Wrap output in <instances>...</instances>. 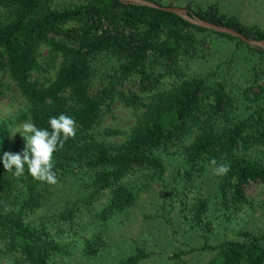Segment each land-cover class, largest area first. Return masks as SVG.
<instances>
[{
	"label": "trees",
	"instance_id": "16d2710c",
	"mask_svg": "<svg viewBox=\"0 0 264 264\" xmlns=\"http://www.w3.org/2000/svg\"><path fill=\"white\" fill-rule=\"evenodd\" d=\"M184 8L200 20L228 27L246 38L264 40V30L244 26L235 17L219 13L213 4L207 9H193L189 4ZM199 32L233 40L238 49L244 45L250 52L264 55L260 47L191 24L160 8L121 0H80L60 8L55 0H0V70L24 98V119L49 131L52 116L63 113L76 120V138L54 153V171L60 183L72 174L80 180V189L90 191L88 198L76 197L71 204L64 200L60 211L51 208L52 185L33 179L27 165L21 178L4 169L3 153H22L26 143L22 139L10 141L9 128L0 124V250L13 255V264H56L54 247L42 238L43 219L71 221L80 204H90L103 192L109 194V203L102 218L125 210L136 194L124 179L137 170L162 174L161 154L170 146L182 154L186 180L196 171H211L213 158L218 164L230 165L226 176L213 174L212 193L198 195L192 204L189 219L194 226L208 223L205 219L211 196L225 208H237L246 201L244 184L264 183V151L259 153L264 148V63L248 66L251 74L244 86L238 80L231 83L224 75L213 80L210 74H188L181 57L204 56L200 46L205 39ZM40 45L61 57L56 76L48 85L30 79L38 67ZM98 57L112 62L110 72L105 73L107 81L102 79L96 85ZM221 65H216V73L221 72ZM133 74L140 76V89L148 92L162 77L174 75L176 79L169 88L152 92L148 100H138L122 90L124 81ZM114 99L125 106L142 107L129 138L116 145L104 144L92 131L103 108ZM44 208L53 212H45L39 227L25 221L29 213ZM92 248L89 245V252ZM202 248L216 251L209 264H264V245L254 239L224 240ZM181 254H172L173 264H198L183 260ZM146 255L137 250L117 264H136Z\"/></svg>",
	"mask_w": 264,
	"mask_h": 264
},
{
	"label": "rangeland",
	"instance_id": "374dc122",
	"mask_svg": "<svg viewBox=\"0 0 264 264\" xmlns=\"http://www.w3.org/2000/svg\"><path fill=\"white\" fill-rule=\"evenodd\" d=\"M148 1L175 8H184L189 4L193 9H207L213 4L219 13L235 17L244 26L264 30V0ZM79 2L55 0L59 8ZM198 35L205 39V43L200 46L204 56L197 59H189L188 55L181 57L180 63L188 74H210L213 80L224 75L232 79L230 82L238 80L244 86L243 81L251 74L248 66L264 63V59H261L264 55L250 52L244 45L238 49L233 40L208 32H199ZM233 53L236 57L232 56ZM36 60L38 67L31 72L30 79L37 84L48 85L56 76L61 57L52 53L48 46L40 45ZM110 62L112 60L103 57L96 59L93 81L96 85L102 79L107 81L105 73L110 72ZM220 62L221 72L216 73V65ZM175 79L174 75L162 77L156 88L148 92L150 90L140 89V76L133 74L124 81L122 90L127 95L137 96L138 100H148L152 92L169 88ZM141 107L125 106L114 99L103 108L99 122L93 128L95 139L104 144L116 145L129 138ZM25 111L24 98L8 75L0 70V124L9 128L10 141L22 139L26 143L20 132L15 133L22 130L24 123L30 122L23 118ZM263 151L264 148H261L259 153ZM161 157L165 166L162 174L137 170L124 179V184L136 194L133 203L125 210L102 218V211L109 203V194L103 192L91 198L90 204H80V210L71 221H58L56 217L43 219L45 234H42V238L54 247L56 264H117L137 250L147 255L136 264H173L175 260L170 257L177 251H181V258L190 263L209 264L216 251L202 248L204 245L214 247L224 240L253 239L264 245L263 182L251 181L243 185L246 201L241 207L225 208L211 196L205 219L208 223L197 227L190 222L189 211L198 195L207 197L209 192L212 193V170L208 173L196 171L192 179L186 180V165L178 148L170 146ZM63 182L50 186V190L55 192L51 208L56 207L60 211L64 200L67 199L71 204L76 197L90 196L89 190L77 186L80 180L75 175H67ZM46 211L48 214L53 212L45 208L36 210L29 213L25 221L39 227L40 218L43 215L46 217ZM89 245L93 247V252H89ZM13 260L11 253L0 250V264H13Z\"/></svg>",
	"mask_w": 264,
	"mask_h": 264
},
{
	"label": "clouds",
	"instance_id": "9594fccd",
	"mask_svg": "<svg viewBox=\"0 0 264 264\" xmlns=\"http://www.w3.org/2000/svg\"><path fill=\"white\" fill-rule=\"evenodd\" d=\"M48 124L51 131L26 122L22 130L15 132L22 134L26 145L22 153L11 151L3 153V167L6 172H11L14 177L21 178L25 174V165H27L28 174L33 179L49 185L58 184L57 174L54 171V153L63 149L69 139L76 138L77 122L71 116L61 113L58 117H50ZM210 164L215 176L223 177L230 171V165L218 164L215 158L210 161Z\"/></svg>",
	"mask_w": 264,
	"mask_h": 264
},
{
	"label": "water",
	"instance_id": "95a60500",
	"mask_svg": "<svg viewBox=\"0 0 264 264\" xmlns=\"http://www.w3.org/2000/svg\"><path fill=\"white\" fill-rule=\"evenodd\" d=\"M121 1L129 2V3H133V4L145 5V6H149V7L160 8V9H163L166 11L173 12V13L179 15L180 17H182L183 19H185L186 21L190 22L191 24H194V25H197L200 27H204V28L213 30L215 32L230 34L232 36H235V37L241 39L243 42H245L249 46H257V47L264 49V40H254V39L246 38L242 34L237 33L228 27L218 26V25H214V24L205 22L203 20L196 18L195 16L189 15L188 11L184 8L158 6L154 2H151L148 0H121Z\"/></svg>",
	"mask_w": 264,
	"mask_h": 264
}]
</instances>
